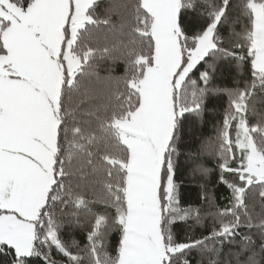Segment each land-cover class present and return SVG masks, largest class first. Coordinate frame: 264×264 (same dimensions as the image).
<instances>
[{"label": "snow or ice", "instance_id": "6c2138e0", "mask_svg": "<svg viewBox=\"0 0 264 264\" xmlns=\"http://www.w3.org/2000/svg\"><path fill=\"white\" fill-rule=\"evenodd\" d=\"M210 97L227 101L215 135L184 152ZM187 164L206 211L182 203ZM225 244L264 264V0H0L4 264H221Z\"/></svg>", "mask_w": 264, "mask_h": 264}, {"label": "trees", "instance_id": "16d2710c", "mask_svg": "<svg viewBox=\"0 0 264 264\" xmlns=\"http://www.w3.org/2000/svg\"><path fill=\"white\" fill-rule=\"evenodd\" d=\"M187 19V18H186ZM101 76L113 75V76H122L125 72V65L123 62H117L114 65H111L108 62L102 63L98 69ZM198 75V73H196ZM235 75L234 69L230 67L227 62H221L220 68L218 70L216 84L220 86L229 87L232 85L233 77ZM195 78V77H194ZM226 97H210L206 102V108L203 116V120H198L195 117H190L187 127L184 129V139L182 142V150L187 152L189 148L199 153L201 149V145L209 138L214 137L215 130L214 125L217 120L222 116L223 110L226 107ZM185 157H181V162L183 164ZM197 162L203 163L206 167L215 169V159L209 155L198 156ZM192 165L187 164L184 165L181 170L178 172L176 180L181 185V193H182V203L192 204L194 206H201L203 210H208V205L206 202H202L199 199L200 193V184L203 182L197 174L193 176L190 173ZM215 171L208 177V187L212 189L215 185ZM227 192L223 187L215 188V197L216 203L220 206H223L226 201L221 199V197L226 196ZM257 211H259V206H257ZM189 224H192L189 221ZM209 226H211V221H208ZM193 231L196 235H199L204 229L196 226ZM176 232L178 239H184L187 227L183 223H178L176 225ZM65 239H69L74 237L77 241H79L80 246L83 247L86 243L85 233L80 229H70L66 228L64 231ZM116 237H113V242H115ZM238 245H228L225 244L223 246V250L220 255L221 264H237V258L233 255H229V251L232 252L237 251ZM54 259L59 260L60 257L58 254L53 253ZM6 257L0 256V264H4L6 261ZM191 260V264H196L198 259V255L196 252H193L189 257ZM240 260H243L244 257H239ZM32 264H40L39 261L33 260Z\"/></svg>", "mask_w": 264, "mask_h": 264}]
</instances>
